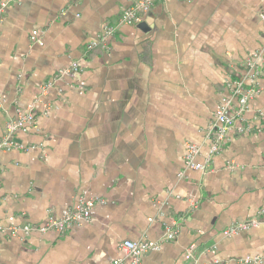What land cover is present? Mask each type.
Instances as JSON below:
<instances>
[{"label":"crops","instance_id":"crops-1","mask_svg":"<svg viewBox=\"0 0 264 264\" xmlns=\"http://www.w3.org/2000/svg\"><path fill=\"white\" fill-rule=\"evenodd\" d=\"M7 1L0 138L53 74L72 63L80 72L54 83L35 106V127L0 151V228L41 224L79 200L100 202L91 222L63 235L0 232V264H128L122 242H158L172 221L176 238L139 264L264 260V224L222 235L235 221L264 220V70L244 117L250 131L232 132L205 172L183 165L188 143L200 149L196 163L207 158L205 133L224 84L260 46L264 0H161L137 24L118 26L106 50L89 52L135 0Z\"/></svg>","mask_w":264,"mask_h":264},{"label":"built area","instance_id":"built-area-1","mask_svg":"<svg viewBox=\"0 0 264 264\" xmlns=\"http://www.w3.org/2000/svg\"><path fill=\"white\" fill-rule=\"evenodd\" d=\"M161 0H135L130 6L124 9L117 21L116 25L105 24L97 39L86 46V51L89 52L94 48L107 49V42L114 36L118 26L135 25L140 21L142 14L150 11L157 2ZM8 7L7 0H0V24L2 23L3 14ZM264 25V15L260 16ZM33 36H37V32H32ZM39 45H42L38 41ZM264 70V33L261 36V43L257 50L252 52L242 62V66L236 70L238 74L229 78L224 84L225 96L220 100L218 107L213 114V122L206 130V138L210 142L207 158L203 164L195 162V158L199 154V147L188 143L185 146L183 156V165L186 170H195L205 172L212 157L220 153L230 141L231 133L244 134L250 131L247 125H243L244 117L249 109L250 102L254 100L260 92V80ZM80 72V67L77 63H72L66 68L60 69L52 78L45 82L39 89V94L34 103L28 108L26 113L19 114L14 119L8 120L4 126V132L0 138V151L11 150L17 147L15 137L18 134L26 133L31 128L35 127V106L40 104L43 96L56 82L62 81L65 78H75ZM51 106L44 104L42 113L46 115L50 113ZM100 201L94 200H79L71 208L66 210L61 216H48L41 224H24L19 227H10L7 229L0 228V232L9 237H26L33 233L46 234L49 232L58 235L65 234L71 227L82 223L91 222V210L96 203ZM190 205L194 206V202L190 201ZM259 215L264 216V210L259 211ZM263 222L257 220H238L233 222L227 229L222 232L223 236H233L241 232H246L253 227H256ZM178 233V225L172 221L164 226V234L162 240L158 242L143 241L134 243L124 241L120 247L126 254L128 264H139L143 256L151 252L160 251L161 246L165 242L173 241ZM195 245H190L185 253L184 260L186 262L193 260ZM205 252L214 253L215 247L207 249ZM264 260L258 257L244 258L239 260L241 264H262ZM119 262H114L118 264ZM196 264V263H193Z\"/></svg>","mask_w":264,"mask_h":264}]
</instances>
